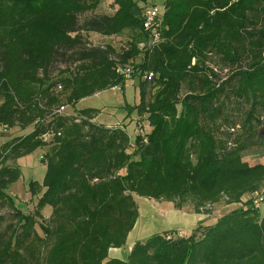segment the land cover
<instances>
[{
	"label": "trees",
	"instance_id": "obj_1",
	"mask_svg": "<svg viewBox=\"0 0 264 264\" xmlns=\"http://www.w3.org/2000/svg\"><path fill=\"white\" fill-rule=\"evenodd\" d=\"M100 1L0 0V126L32 128L0 146V264H264V214L250 202L187 237L162 232L127 261L108 259L136 223L135 196L207 214L264 188V164L244 161L264 146V0H163L161 41L142 50L149 0H113V13L99 15ZM81 33L115 43L82 44ZM118 65L141 81L145 143L95 123L96 109L75 110L123 86ZM41 149L46 172L23 213L8 193L20 169L5 162Z\"/></svg>",
	"mask_w": 264,
	"mask_h": 264
},
{
	"label": "rangeland",
	"instance_id": "obj_2",
	"mask_svg": "<svg viewBox=\"0 0 264 264\" xmlns=\"http://www.w3.org/2000/svg\"><path fill=\"white\" fill-rule=\"evenodd\" d=\"M113 0H101L95 14H112L114 7L112 6ZM156 5L160 12L163 11L162 0H149V6ZM88 15L80 17L79 24H83V20ZM82 35V44H88L89 46L100 47L113 42V38H103L102 36L95 33H81ZM115 41V40H114ZM56 74L54 70L52 72ZM229 72L224 71L221 73V76L224 78ZM133 80V81H132ZM141 83L139 77L134 75L131 79L124 82L123 86L119 85V89H108L101 93L95 94L93 96L84 98L80 100L76 108L77 110L81 109H96L99 111L97 115V122L102 124H120L123 123L126 129L127 134L131 139H133L134 130L137 127L138 114L136 111V106L139 102V84ZM154 90H149L148 99L152 95ZM180 107H178L179 109ZM73 109L70 107L66 109V113L72 112ZM235 119V117H234ZM140 122H143L142 125L146 133L150 132V127L144 118ZM122 124V126H123ZM32 131V128H27L25 130H20L14 128L8 133L0 134V146L11 141L12 139L20 136H24ZM258 142L264 141V129L260 128L257 132ZM46 149L36 150L30 155L24 156L16 161L8 159L5 162L7 166H18L21 172L19 180L14 183L9 188V195L14 199L15 206L17 209L23 213H32L35 208V202L38 199V196H32L30 193V184L32 182L42 183L46 167L41 160V156L45 153ZM244 161L249 165L264 164V146H257L250 148L245 155ZM143 203H147L146 200L141 197L136 198V204L139 207L146 221L147 215H153V212H145ZM244 204V203H243ZM231 205L227 206L223 202L215 204L214 206L208 207V217H211L212 214L221 215L231 210ZM7 208L0 211V215H5L8 213ZM49 208L45 207L42 211V214H48ZM260 213H264V206L261 207ZM154 217V216H153ZM158 225L160 226L159 219L156 218ZM162 227V226H160ZM37 232L41 234L40 228L36 226ZM183 234V233H182ZM184 236V235H183Z\"/></svg>",
	"mask_w": 264,
	"mask_h": 264
},
{
	"label": "crops",
	"instance_id": "obj_3",
	"mask_svg": "<svg viewBox=\"0 0 264 264\" xmlns=\"http://www.w3.org/2000/svg\"><path fill=\"white\" fill-rule=\"evenodd\" d=\"M162 4H163V0H162ZM103 38L107 39V37H103ZM112 43H115V42H112ZM113 46L116 47L117 44H113ZM137 61H139V59H137ZM76 105H75V110H77ZM96 118L94 119V122L97 124H102V123L97 122ZM144 118L145 116H143L141 119L143 120ZM122 124L123 123L110 124V125L103 124V125H105L106 127H114V126H122ZM123 127L125 128L124 124H123ZM134 139H135V130L133 133V139L130 138V142H133ZM131 146H133V143H131ZM136 198L138 197L137 196L134 197L135 204H136ZM249 198H250L249 195H246L242 198L241 204H232L231 205L232 208L230 211L224 214H221V215L212 214L211 217H208V214L195 213L192 210V207L190 205H187L182 209H176L171 202L155 201L151 199L142 198L147 201V203H143L144 208H146L145 212H148V211L153 212V215L151 216L150 214L149 216L147 215V219L145 221L144 217H142V214H141V212L143 211H140L139 207L136 204L138 218L136 220V223L133 229L128 233L126 242L123 247L111 248L109 250L108 259H117L120 261H127L135 243L144 242L146 239L150 238L151 236L155 234H161L162 232L176 233L180 231L184 235L182 237H187L199 225H202V226L213 225L221 216L237 208L242 207L243 203L249 200ZM227 206H230V205H227ZM262 206H264V204L260 206V209ZM48 208H49V213L45 215L42 214L44 218H48L50 215L51 210H50V207ZM260 209H259V212H260ZM260 214H264V213H260ZM156 218L159 219L160 226L162 227L158 225Z\"/></svg>",
	"mask_w": 264,
	"mask_h": 264
},
{
	"label": "built area",
	"instance_id": "obj_4",
	"mask_svg": "<svg viewBox=\"0 0 264 264\" xmlns=\"http://www.w3.org/2000/svg\"><path fill=\"white\" fill-rule=\"evenodd\" d=\"M164 9V7H163ZM162 12L159 11L156 5L147 6L143 12V23L142 29L147 34L148 44H140V49H145L147 46L158 44L161 41V30H162ZM115 73L117 77L123 82L131 79L134 76V69L130 65H118L115 67ZM154 77L152 73H146L142 76L144 80H151ZM112 89H119V85L114 86ZM66 109L60 108L57 113L62 114ZM10 129L7 126H0V134L8 133ZM135 137H139L142 143L146 142V132L144 130L143 125H138L135 129ZM49 135H43L42 139L47 141L49 140ZM0 158V162H1ZM249 200L246 202H250L251 207L254 210L260 209V206L264 204V188L261 190L254 192L249 195ZM244 202V203H246ZM178 237H182V232H177ZM169 238V236L167 237Z\"/></svg>",
	"mask_w": 264,
	"mask_h": 264
}]
</instances>
